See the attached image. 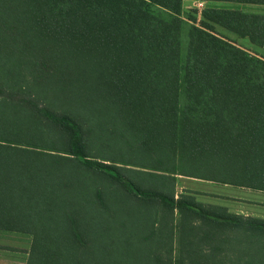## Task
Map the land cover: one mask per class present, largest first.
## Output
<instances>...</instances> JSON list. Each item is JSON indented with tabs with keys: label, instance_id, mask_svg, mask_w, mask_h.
<instances>
[{
	"label": "trees",
	"instance_id": "16d2710c",
	"mask_svg": "<svg viewBox=\"0 0 264 264\" xmlns=\"http://www.w3.org/2000/svg\"><path fill=\"white\" fill-rule=\"evenodd\" d=\"M182 6L183 0H0V209L26 218L33 236L28 264H102L100 231L84 232L78 219L94 203L72 200L83 182L76 176L74 189V177L62 170L69 165L119 183L128 195L113 202L117 209L134 212L136 197L162 204L169 216L174 209L193 214L199 225L175 224L173 216L163 222L171 253L179 233L175 264H264V218L143 188L118 161L87 152L98 102L123 126H100L95 136L103 146L116 134L148 151L150 168L166 171V160L198 153L204 171L176 173L264 191V57L217 27L264 48V15L208 7L198 22L187 15L190 23ZM78 101L90 103L87 113L72 106ZM55 168L64 186L45 172ZM39 171L48 177L42 203ZM96 197L109 209L100 190ZM47 217L65 223L64 253L52 240L37 243L38 218Z\"/></svg>",
	"mask_w": 264,
	"mask_h": 264
},
{
	"label": "rangeland",
	"instance_id": "374dc122",
	"mask_svg": "<svg viewBox=\"0 0 264 264\" xmlns=\"http://www.w3.org/2000/svg\"><path fill=\"white\" fill-rule=\"evenodd\" d=\"M196 4L197 0H183V18L190 23L192 20L188 19L187 15H190L191 17L195 16L196 22H198V7ZM187 28V24H184L181 32L182 44L183 42L186 43L187 40ZM241 44H243V42H241ZM248 48L252 54H257L255 51H252L251 47ZM91 103L93 105L96 104V102ZM72 106L78 111H86V113L89 111V107H91L90 103H83L80 101L74 102ZM95 106L97 107V113H95V117L93 116L90 118L93 127L90 135L91 139L87 140V152L90 156L101 160L106 157L110 160L118 161L119 163H115L121 166V171L130 176L143 188L163 191L176 198L184 193L186 195H191L196 201L205 198L203 201H208V203H204L206 205H209L210 202L215 203L208 194L203 192L202 193L205 194L206 197L202 195L203 197L198 198L200 192H198L197 177L176 173L178 171L198 173V170L201 169L198 168V153H196V157L194 158H182L181 161H178L175 164L168 163V160H166L167 168L169 169L167 171L165 169H152L150 167L155 163L154 158L150 157L148 151L142 149L139 145L131 148L129 144L123 142L116 134L108 141V145H102V140L98 136H95L99 132L100 126H106L107 128L108 126H111V123H115V125L116 123H119V130H121L123 126L120 124V120L117 117L115 118L110 115L109 111L100 112L98 110V107L100 106L98 102ZM110 160L108 162H112ZM41 169L43 170L44 168ZM57 170L58 168H55L49 171L46 170L45 172L53 177L56 184L61 183L64 186V179L56 176ZM62 170H67L68 178L71 176L74 177V180L77 176L79 182H83L81 186L82 189L80 188V193L76 194L73 192V194L70 195L72 200L75 199L79 203H88L91 200L94 203L95 209H92L91 211L90 208L89 214L84 213L83 215L78 216V219L84 232L86 229L90 228L96 230L95 233H98L97 230L100 231L98 239L99 241H102L103 246L99 258L102 264H105L104 262L106 260L108 261V264H171L170 258H174L172 261H174L175 264V261L180 258V248L178 244L179 233L177 232L174 237L173 251L171 253L167 229L163 222L173 216L175 224L179 225L185 221L192 225H199V220H196L193 214H190L189 217H183V213L179 209H174L171 212L172 215L169 216V213L162 204L141 200L136 201V197H131L133 198L132 201H134L132 207L134 212H129V210L126 209H117L118 207L116 203L113 202H116L121 198H126L125 195H128L119 183L113 181L106 175L87 169L81 165L79 169L76 165H69V167ZM46 180H48V177H42L41 171H39V177L34 180L36 183V190L39 192L38 197L41 199L42 190L45 188ZM76 183L77 180L75 179V182H73L74 189H76ZM201 186H204V188L209 189L218 195L223 194L239 198L237 200L228 199L227 202H224L220 199L226 198L219 196L217 197L220 198L218 199L219 202H217L218 205H226L231 211H247L253 215L264 217V191L243 188L232 184L225 185L217 182L202 184ZM53 188L57 190L54 185ZM97 190L101 191L103 198L109 205V209L99 205V201L96 197ZM39 202L42 203L43 199ZM55 212L56 214L58 213V215H62V211L60 210ZM38 220L40 241H37V243L43 245L52 240L51 243H54V248L61 247L60 251L64 253L66 250L65 243L67 241L64 235L65 223L58 221V224H54L52 222L54 220H49L48 217L47 220L44 218H38ZM61 227L63 229H61ZM225 232L226 234H232L230 229L225 230ZM69 234L71 236L70 231ZM224 242H222V246H226V255L228 258H232L233 253L227 245L223 244ZM212 243L215 244L216 241L214 240ZM198 245H201V247L207 246L205 244H200V242H198ZM108 247L109 250L108 253H106ZM111 249H113L114 252H112Z\"/></svg>",
	"mask_w": 264,
	"mask_h": 264
},
{
	"label": "crops",
	"instance_id": "0c3cea01",
	"mask_svg": "<svg viewBox=\"0 0 264 264\" xmlns=\"http://www.w3.org/2000/svg\"><path fill=\"white\" fill-rule=\"evenodd\" d=\"M198 1H202L204 3L203 7L198 8V21L201 19L202 11L208 7L219 10H240L244 13L264 15V0H198ZM217 27L223 33H226V35L229 36L230 39L236 40L237 42L245 43L247 47H251L252 51H255V53H257L259 56L264 57V48L250 43L248 37L240 34H235L227 30H223L222 27L218 25ZM201 182H206V183H201ZM210 183H213V181L198 178V192H200V194H198V198L203 196L206 197V195L203 193L208 194V196L215 201V203L210 202L209 205L214 204L217 206H222L217 204V202H219L218 199H220L217 198L219 196L226 198V199H220L224 202H227L228 199H233V200L239 199L236 196H229L223 194L218 195L215 192L204 188V186H201L202 184H210ZM225 185H229V184H225ZM204 199L205 198L203 199L201 198L200 199L201 202L208 203V201H203ZM222 207H225L227 211L231 213L264 218L263 216L253 215L247 211L245 212L240 210L231 211L228 207H226V205ZM8 209L9 208H7V210L4 208L0 209V264H28L29 259L31 257L33 236L31 234H28L26 231L27 228V226L25 225L26 218L24 216H20L21 210H18L19 212L17 211L10 212L8 211Z\"/></svg>",
	"mask_w": 264,
	"mask_h": 264
},
{
	"label": "built area",
	"instance_id": "2783aa9c",
	"mask_svg": "<svg viewBox=\"0 0 264 264\" xmlns=\"http://www.w3.org/2000/svg\"><path fill=\"white\" fill-rule=\"evenodd\" d=\"M203 4H204V3H203L202 1H198V0H197V4H196V5H197L198 8H199V7H203Z\"/></svg>",
	"mask_w": 264,
	"mask_h": 264
}]
</instances>
